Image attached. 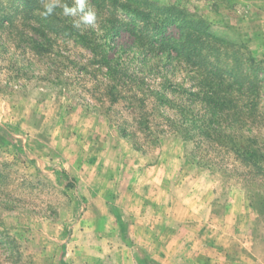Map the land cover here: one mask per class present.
Here are the masks:
<instances>
[{"label":"rangeland","instance_id":"obj_1","mask_svg":"<svg viewBox=\"0 0 264 264\" xmlns=\"http://www.w3.org/2000/svg\"><path fill=\"white\" fill-rule=\"evenodd\" d=\"M34 1L32 13L25 0H0V22L42 18L43 0ZM123 2L90 0L98 28L83 34L97 39L94 51L62 36L42 49L0 37V264H123L120 250L138 242L162 264H264V0ZM61 11L47 19H65ZM167 22L177 37L179 26H194L209 44L195 43L200 53L192 49L188 61L143 59ZM194 62L221 74L233 68L246 97L259 100L248 113L260 117L259 143H244L263 156L257 166L249 155L209 153L170 127L166 117L178 119L187 98L180 91L194 85ZM153 91L171 106L157 107ZM133 94L146 110L127 107ZM142 112L165 131L137 151L120 126Z\"/></svg>","mask_w":264,"mask_h":264},{"label":"trees","instance_id":"obj_2","mask_svg":"<svg viewBox=\"0 0 264 264\" xmlns=\"http://www.w3.org/2000/svg\"><path fill=\"white\" fill-rule=\"evenodd\" d=\"M123 1L125 0H112L113 4H117L118 7H125V4H122L124 3ZM37 2L34 0H25L24 3L32 4L30 7H33V13L37 10ZM1 19L0 37L3 32L19 35L23 42L31 45H39V47L35 46V49H42L45 46V41L52 43L54 37L58 40L61 36L70 41L81 43L83 47L89 48L92 51H94V48H98L97 39L95 38L96 42L89 40L87 38L89 35L83 34V30L74 29L71 25V18L52 21V19L35 17L37 21L34 20L32 23L26 24V29L24 28L25 26L17 25L15 20H9L6 16ZM26 20H30V18ZM169 25L171 24L167 22L165 28H158L156 30L158 36L149 40V44L152 48L159 45L157 51H148L142 54L143 59L154 58L162 61L164 58H161V56H165L166 60H176V58L178 60L180 58L188 61L189 55H194L192 49L196 52L201 50L200 48H194L195 43L202 42L201 44H204V46L205 44H209L208 37H200L199 40L196 39L198 29L194 26H179L181 32L179 37H177L166 31V27H169ZM31 33L40 38L38 41H44L43 44H40L41 42L38 43L36 39H28L25 37H31ZM131 35H136V33L133 32ZM217 42L221 44V41L217 40ZM225 49L223 47V50ZM173 55H176V58H173ZM103 57H105L102 58L103 63L109 65L111 60H108L105 55ZM194 65L198 70L197 74L192 78L194 85L190 90L183 89L180 91L182 96L187 97L186 100H184V97L179 100L181 104L179 106L181 115L178 119L166 117L170 127L175 128L179 133L186 134L187 136L185 137L190 140L198 139L201 145L206 146L207 152H214L217 156H221L223 153H233L239 159L241 157L246 158L245 155H249V158L245 159L246 162H250L251 159H257L258 157L262 158L263 156L259 154V151H248L244 144L245 141H248L252 145L259 143L256 136V129L259 123H261L260 117L255 114H248L258 107L259 100L256 97L252 98V94L246 97L245 85L242 83L243 79L236 77V71L233 68L221 74L218 69L214 71L208 70L206 65L198 68L195 62ZM116 73L122 78L127 77L123 78V80L129 81L128 79L130 78L127 71L118 70ZM151 96L150 99H153V103L157 107L171 106L172 100L164 95V93L153 91L151 92ZM125 100L129 108L133 106V108L143 111L147 108L146 98H138L137 95L133 94L131 97L128 96L125 98ZM112 102L118 104L119 100L115 98ZM183 103L187 104V106H192L193 108L190 109L193 112L195 111L194 106H199L200 109L197 111V114H187L186 106H183ZM136 105L140 106L136 107ZM132 120V123L128 120H123L120 126V134L123 138L132 141L137 151H143L142 149L146 145L156 143L159 136L165 131L164 124H155L147 112L135 114L132 116ZM245 130L248 131L249 138L245 135ZM140 136L144 137L143 141L140 140ZM252 163L253 166H257L254 160ZM258 169L261 170L262 168L259 166Z\"/></svg>","mask_w":264,"mask_h":264},{"label":"clouds","instance_id":"obj_3","mask_svg":"<svg viewBox=\"0 0 264 264\" xmlns=\"http://www.w3.org/2000/svg\"><path fill=\"white\" fill-rule=\"evenodd\" d=\"M57 8H61L60 15L63 18H71V25L74 29L83 30L84 27H90L93 30L98 28L97 12L90 5V0H74L72 6L68 3H62V0H43L39 15L47 19L55 14ZM102 35V33H98Z\"/></svg>","mask_w":264,"mask_h":264},{"label":"crops","instance_id":"obj_4","mask_svg":"<svg viewBox=\"0 0 264 264\" xmlns=\"http://www.w3.org/2000/svg\"><path fill=\"white\" fill-rule=\"evenodd\" d=\"M154 170L158 169L156 166L153 167ZM165 178V176H164ZM140 200L145 201V199H143V197H140ZM163 217V221L165 219H168L167 215H163L160 216ZM121 227V226H120ZM154 230H158V225L154 226ZM143 246V244H141ZM142 246H140V242H138L137 244L132 243L130 245V248L127 247L126 245L124 246V249L120 250L121 251V255H122V263L123 264H162L163 260H159V259H155L148 251H150L149 249V245H147L146 248H143ZM128 251L134 253V255H129ZM151 252V251H150Z\"/></svg>","mask_w":264,"mask_h":264}]
</instances>
